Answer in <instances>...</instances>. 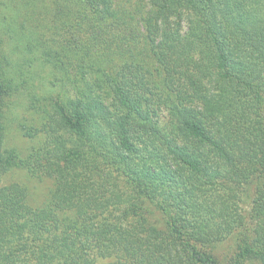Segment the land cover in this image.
Here are the masks:
<instances>
[{
  "label": "trees",
  "instance_id": "1",
  "mask_svg": "<svg viewBox=\"0 0 264 264\" xmlns=\"http://www.w3.org/2000/svg\"><path fill=\"white\" fill-rule=\"evenodd\" d=\"M0 264H264V0H0Z\"/></svg>",
  "mask_w": 264,
  "mask_h": 264
},
{
  "label": "rangeland",
  "instance_id": "2",
  "mask_svg": "<svg viewBox=\"0 0 264 264\" xmlns=\"http://www.w3.org/2000/svg\"><path fill=\"white\" fill-rule=\"evenodd\" d=\"M34 143H32L30 140L24 138L20 131L17 130H13L11 134L7 135V140L5 143V146L7 148H17L18 150H27L30 148V146H32ZM16 180H20L23 182H29L31 187H35L38 191H40V193L38 195L42 194L43 197V193H45L48 189V184L49 182H45V183H37L34 179L31 178V180H29L28 176L26 175V173H23L22 171H16V172H12L11 175H8L5 178V181L9 182V181H16ZM39 198H41V196H38Z\"/></svg>",
  "mask_w": 264,
  "mask_h": 264
}]
</instances>
